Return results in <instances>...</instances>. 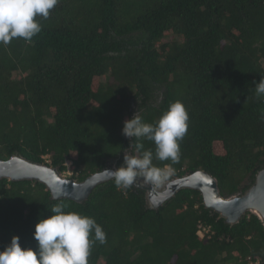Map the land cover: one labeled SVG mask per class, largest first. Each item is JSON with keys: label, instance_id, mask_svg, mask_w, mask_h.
<instances>
[{"label": "trees", "instance_id": "obj_1", "mask_svg": "<svg viewBox=\"0 0 264 264\" xmlns=\"http://www.w3.org/2000/svg\"><path fill=\"white\" fill-rule=\"evenodd\" d=\"M37 19L30 42L0 44V160L18 155L62 174L70 162L81 182L139 155L140 142L164 168L171 162L155 158L151 141L125 137L123 123L136 112L154 124L180 101L189 127L169 179L205 171L224 198L254 183L264 168V96L254 90L264 78V0H58ZM56 204L106 233L88 264H264L255 216L230 227L191 190L151 211L142 191L113 180L83 204L51 200L36 182L0 181V251L13 236L35 249V225ZM198 224L210 238H198Z\"/></svg>", "mask_w": 264, "mask_h": 264}, {"label": "clouds", "instance_id": "obj_2", "mask_svg": "<svg viewBox=\"0 0 264 264\" xmlns=\"http://www.w3.org/2000/svg\"><path fill=\"white\" fill-rule=\"evenodd\" d=\"M58 0H0V44L7 45L13 39L31 41L42 31L37 17L47 19ZM256 95L264 96V78L254 87ZM264 119V114L261 116ZM189 116L180 101L171 103L161 117L153 123L143 122L135 114L123 123L122 134L131 139L151 141L155 146V158L170 161L164 168L156 167L151 149L144 150L137 142L139 155L123 157L121 166L104 169L119 189H129L142 179L149 184L162 185L174 175L172 167L180 160V141L188 131ZM70 166L67 162L66 167ZM64 205L51 208L52 215L40 220L33 233L36 248H21L19 238L13 236L10 244L0 251V264H88L92 247L96 242L106 243V233L94 218L78 212L64 211Z\"/></svg>", "mask_w": 264, "mask_h": 264}, {"label": "water", "instance_id": "obj_3", "mask_svg": "<svg viewBox=\"0 0 264 264\" xmlns=\"http://www.w3.org/2000/svg\"><path fill=\"white\" fill-rule=\"evenodd\" d=\"M115 168L114 165L110 169ZM2 180L36 182L45 187L51 200L67 199L83 204L96 187L112 179L101 171L78 182L64 177L57 167L13 155L6 161L0 160ZM132 187L143 192L146 208L151 211H157L179 191L191 190L200 194L204 209L216 214L226 225L235 226L246 215H253L264 229V168L257 172L254 183L243 194L228 198L220 195L216 179L202 170L168 179L162 185L139 179Z\"/></svg>", "mask_w": 264, "mask_h": 264}, {"label": "built area", "instance_id": "obj_4", "mask_svg": "<svg viewBox=\"0 0 264 264\" xmlns=\"http://www.w3.org/2000/svg\"><path fill=\"white\" fill-rule=\"evenodd\" d=\"M203 233H205L203 235ZM197 236L199 239L203 240L206 238H210L211 237V233L208 227H204L202 224H198L197 226ZM246 263L247 264H261V261L259 259H253L251 257H248L246 259Z\"/></svg>", "mask_w": 264, "mask_h": 264}, {"label": "rangeland", "instance_id": "obj_5", "mask_svg": "<svg viewBox=\"0 0 264 264\" xmlns=\"http://www.w3.org/2000/svg\"><path fill=\"white\" fill-rule=\"evenodd\" d=\"M171 41V38H169V39H167L166 40V42H170ZM263 64V66H264V62L262 63ZM135 156H136V154H135ZM46 161H48V157H45L44 158ZM49 164V163H48ZM69 166V165H68ZM64 177H66V178H70L71 176H72V173H71V171L69 170V167H67V170H66V172L65 173H63L62 174ZM205 233H203V235H204Z\"/></svg>", "mask_w": 264, "mask_h": 264}, {"label": "bare ground", "instance_id": "obj_6", "mask_svg": "<svg viewBox=\"0 0 264 264\" xmlns=\"http://www.w3.org/2000/svg\"><path fill=\"white\" fill-rule=\"evenodd\" d=\"M201 241V240H200Z\"/></svg>", "mask_w": 264, "mask_h": 264}]
</instances>
